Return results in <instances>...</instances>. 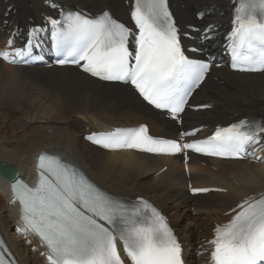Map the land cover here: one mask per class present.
I'll use <instances>...</instances> for the list:
<instances>
[{
	"label": "snow or ice",
	"instance_id": "obj_1",
	"mask_svg": "<svg viewBox=\"0 0 264 264\" xmlns=\"http://www.w3.org/2000/svg\"><path fill=\"white\" fill-rule=\"evenodd\" d=\"M233 18L226 36L231 67L239 72H264V0H232ZM51 7L56 10L55 0ZM131 21L135 30L105 10L96 16L60 11L41 25L10 31L0 59L21 66L44 62L45 47L55 64L72 65L102 82L130 86L148 105L181 121L189 98L204 82L210 62L189 56L167 0H134ZM202 31L212 39L215 25ZM188 34L185 33V37ZM19 41V42H18ZM131 45V47H130ZM204 53L203 48L190 49ZM206 109L210 105H200ZM201 129L182 132L196 135ZM86 140L110 151L134 150L153 155L187 153L224 160L254 159L264 150V122L242 119L217 126L204 139L179 143L153 138L145 126L91 133ZM7 172V165H0ZM38 182L28 187L18 178L12 184L21 206L23 229L47 249L48 264H184L182 246L162 213L138 197L128 202L100 188L74 161L39 155ZM221 189L192 188L193 194ZM231 219L214 228L212 264H264V194L246 198L230 210ZM122 244L127 259L118 250ZM0 264H9L0 254Z\"/></svg>",
	"mask_w": 264,
	"mask_h": 264
},
{
	"label": "bare ground",
	"instance_id": "obj_2",
	"mask_svg": "<svg viewBox=\"0 0 264 264\" xmlns=\"http://www.w3.org/2000/svg\"><path fill=\"white\" fill-rule=\"evenodd\" d=\"M57 1L77 2L93 12L112 8L119 17H124L127 9L123 2L117 6L118 0ZM171 1L181 26L191 23L194 12L202 6L211 7L208 22L219 23V29L229 17V0ZM8 5L12 9L4 17ZM41 11H46L41 0H0V48L5 46L7 29L26 24L28 17H36ZM211 74L216 79L209 80L203 91L204 86L196 90L189 101L199 103L206 98L212 108L202 115L185 110L182 125L203 123L209 130L217 122H227L230 116L247 110L259 114L264 122V72L241 74L221 67L211 68ZM140 122L148 123L150 131L156 134L175 133L178 129L165 113L144 104L126 85L103 83L72 67H21L0 61V162L10 163L19 176L31 180L38 151L48 147L65 149L67 157L75 159L109 192L119 195L125 192L127 195L122 196L129 199L144 194L160 207L169 208L165 213L174 223L180 240L189 246L184 254L187 264H200L203 254L198 252L206 247L201 243L197 247L195 235H207L213 222L224 220L222 214L235 201L264 190V165L191 155L186 176L179 156H149L130 150L108 152L81 138L86 125L90 130H102ZM163 165L166 168L159 171ZM187 182L193 186H218L225 192L192 197L187 194ZM9 191V181L0 174V231L20 264H43V257L37 256L41 248L30 250L24 239L13 233L18 207L8 203ZM190 206L195 210V228L180 222Z\"/></svg>",
	"mask_w": 264,
	"mask_h": 264
},
{
	"label": "rangeland",
	"instance_id": "obj_3",
	"mask_svg": "<svg viewBox=\"0 0 264 264\" xmlns=\"http://www.w3.org/2000/svg\"><path fill=\"white\" fill-rule=\"evenodd\" d=\"M213 101L214 102H216L215 101V97L213 98ZM217 103V102H216ZM204 113H206V112H202V113H200L201 115L202 114H204ZM122 195H127V193H125V192H122ZM1 198V197H0ZM188 214V215H187ZM193 213L192 212H190V210H188V211H186V214H184L183 216H182V218H181V223H186V224H188V226H190V227H193V226H197V225H195L194 224V218H192L193 217ZM186 217V218H185ZM195 227H193V228H195ZM194 231L196 232V233H198L199 232V230H195L194 229ZM32 250V249H31ZM35 253V252H34Z\"/></svg>",
	"mask_w": 264,
	"mask_h": 264
},
{
	"label": "water",
	"instance_id": "obj_4",
	"mask_svg": "<svg viewBox=\"0 0 264 264\" xmlns=\"http://www.w3.org/2000/svg\"><path fill=\"white\" fill-rule=\"evenodd\" d=\"M0 165H7L8 166L7 172H5L3 169H0V173H2L9 180H12L17 175L16 170L14 168H12L8 163L0 162Z\"/></svg>",
	"mask_w": 264,
	"mask_h": 264
}]
</instances>
